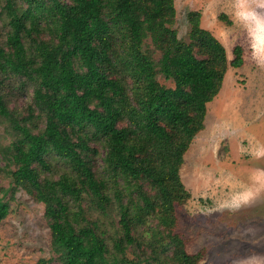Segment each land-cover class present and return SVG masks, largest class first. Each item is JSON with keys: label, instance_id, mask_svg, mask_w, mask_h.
Segmentation results:
<instances>
[{"label": "trees", "instance_id": "trees-1", "mask_svg": "<svg viewBox=\"0 0 264 264\" xmlns=\"http://www.w3.org/2000/svg\"><path fill=\"white\" fill-rule=\"evenodd\" d=\"M0 7L8 26L0 124L10 138L0 142V173L12 180L0 191L14 197L24 188L44 203L61 264H198L202 253H190L175 230L176 206L191 196L180 169L229 66L243 64V47L229 59L198 10L187 13L189 41L180 39L174 0H0ZM12 81L34 87L26 113L9 107ZM99 140L101 170L92 145ZM53 153L68 170L54 172ZM119 178L127 185L111 190ZM69 197L117 212L120 226L106 233L97 219L82 224ZM9 207L0 197V221Z\"/></svg>", "mask_w": 264, "mask_h": 264}, {"label": "rangeland", "instance_id": "rangeland-1", "mask_svg": "<svg viewBox=\"0 0 264 264\" xmlns=\"http://www.w3.org/2000/svg\"><path fill=\"white\" fill-rule=\"evenodd\" d=\"M174 1L177 12L173 27L180 39L189 41L187 13L198 10L201 25L222 41L228 58L234 57L236 45L243 47L244 57L241 66H229L220 92L207 104L205 127L185 153L180 174L191 196L176 206L175 230L190 253H202L198 264H264V0ZM1 10L0 39L8 30ZM44 36L49 37L48 33ZM158 79L174 86L163 74ZM33 88L12 81L6 88L9 107L26 113ZM40 125H44L42 121ZM5 131L6 125L0 124L2 144L10 141ZM99 143L92 145L99 147L96 168L101 170L104 149ZM53 154L54 172L68 170L67 162ZM4 163L0 159V165ZM119 179L115 184L110 179L111 190L114 185H127L126 180ZM11 183V178L1 172L0 187ZM0 197L10 204L0 221V264H61L52 249L44 203L24 188L14 197L0 191ZM68 200L74 211L82 210V217H77L82 224L97 219L106 233L112 224L120 226L117 212H96L87 198L80 204L71 197ZM148 224L158 225L155 220Z\"/></svg>", "mask_w": 264, "mask_h": 264}]
</instances>
